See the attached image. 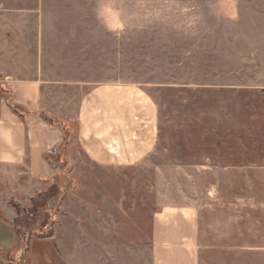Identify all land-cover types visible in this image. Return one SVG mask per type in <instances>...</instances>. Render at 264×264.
<instances>
[{
  "label": "rangeland",
  "instance_id": "rangeland-1",
  "mask_svg": "<svg viewBox=\"0 0 264 264\" xmlns=\"http://www.w3.org/2000/svg\"><path fill=\"white\" fill-rule=\"evenodd\" d=\"M3 73L75 125L53 161L76 167L34 195L62 247L35 238L33 259L154 264V212L192 205L198 264H264V0H0ZM78 208L88 223L56 226Z\"/></svg>",
  "mask_w": 264,
  "mask_h": 264
},
{
  "label": "crops",
  "instance_id": "crops-1",
  "mask_svg": "<svg viewBox=\"0 0 264 264\" xmlns=\"http://www.w3.org/2000/svg\"><path fill=\"white\" fill-rule=\"evenodd\" d=\"M3 74L4 76H0V252L6 253L14 251L17 242L15 220L18 217V212L11 202H19L23 196H29L32 204L36 192L43 191L40 187L37 188L36 184H47L48 178L53 176L57 170L46 158V153L59 147L63 143L64 137L58 127L50 125L41 116V112L46 110L40 101L41 81L18 78L10 73ZM3 89L9 90L13 94L14 101L21 107L22 114L16 113L10 107L6 96L1 92ZM83 126L89 128L87 125ZM83 132L84 129L81 131L80 127L78 137L82 142V150L88 152L89 135H85ZM97 163L104 162L97 159ZM67 166L74 169L75 161L72 159L70 165ZM29 205H23V208H29ZM80 210L70 212L72 217L79 218V221L68 222L66 215L64 220L62 218L60 223L58 222L59 224L56 223V226H66L68 229L72 222V228H70L72 232L79 223H88L89 221L84 222V218L89 216ZM154 213L152 221L154 264H198V256L194 247L197 237L195 206H168ZM100 215L102 216V227H107L103 228V231L109 230L112 216L105 215L103 211L100 212ZM56 235L57 231L52 237L40 239L51 240L53 238L54 244L62 247L57 241ZM35 238L39 237L31 239L26 263L52 264L49 261H37L31 257ZM57 253L61 264H69L64 252Z\"/></svg>",
  "mask_w": 264,
  "mask_h": 264
},
{
  "label": "trees",
  "instance_id": "trees-1",
  "mask_svg": "<svg viewBox=\"0 0 264 264\" xmlns=\"http://www.w3.org/2000/svg\"><path fill=\"white\" fill-rule=\"evenodd\" d=\"M1 92L4 93V95L6 96L10 107L16 113L22 114L20 110L21 107L14 101L13 94L7 89H3L1 90ZM41 116L50 125L58 127L62 131L63 137H64V141L59 147L53 150H50L49 152L46 153V158L49 160L51 165L54 167L59 166V165L67 166L69 161L65 156L67 154H70V151L67 149V147H69L74 142L75 136H72L73 134H71V131L75 129V125L72 124V122L68 123V122H65V120L61 121L55 117L49 116L46 113H44V111L41 112ZM62 150L65 156H63V158L60 160L58 159V160L53 161V157H59ZM54 187L55 186L53 183L49 185L48 189L53 190ZM46 193H47L46 190L39 193V197H40L39 199L41 200L42 199L41 197L46 198ZM12 202H16V201H12ZM37 202H38V199L35 197L32 200V204L29 208H21L17 205V203L15 204V208L17 209V212H18V217L15 220V230H16V239H17L16 246H15L16 249L14 251L6 252L5 253L6 260L1 261L0 264H27V263H24V261H26V256L30 250L31 239L33 237L46 238V237L53 236L54 234L53 224L56 222V219L51 218L52 214L50 213V209L48 206H43L42 208H39L38 210H36L35 208H37V205H38ZM42 212L47 214L45 215L46 217H43L40 215ZM22 216L23 217L25 216L27 217L28 220H30V225L28 227V230L26 231H22L23 229L22 230L20 229L19 223H20ZM32 218L33 219L35 218V220H32ZM50 222L52 223L51 225L52 228H50L49 231H45L44 229L49 227ZM1 254L3 253L0 252V257H1ZM15 254L19 256L17 257L15 256Z\"/></svg>",
  "mask_w": 264,
  "mask_h": 264
}]
</instances>
